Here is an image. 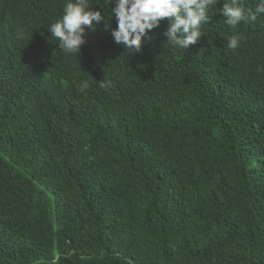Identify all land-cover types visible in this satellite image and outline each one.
I'll return each mask as SVG.
<instances>
[{
  "label": "trees",
  "instance_id": "1",
  "mask_svg": "<svg viewBox=\"0 0 264 264\" xmlns=\"http://www.w3.org/2000/svg\"><path fill=\"white\" fill-rule=\"evenodd\" d=\"M68 2L0 0V264H264V13L132 55L89 0L69 54Z\"/></svg>",
  "mask_w": 264,
  "mask_h": 264
},
{
  "label": "clouds",
  "instance_id": "2",
  "mask_svg": "<svg viewBox=\"0 0 264 264\" xmlns=\"http://www.w3.org/2000/svg\"><path fill=\"white\" fill-rule=\"evenodd\" d=\"M105 3L111 6L113 0H105ZM217 3L218 0H115L111 12L118 21V28L112 34L116 43L124 44L134 55L143 51V38L149 31L167 20L166 41L173 50H187L203 35L201 28L211 22L208 9ZM221 12L226 23L237 28L242 22H255L258 14L264 13V0L254 10L244 8L240 0H224ZM103 19V13L94 10L89 0H69L62 18L52 23L49 31L58 40L61 51L81 53V46L87 42L85 26H92L94 21ZM241 39L246 40V37L233 35L228 48L235 51ZM100 86L107 87L103 80Z\"/></svg>",
  "mask_w": 264,
  "mask_h": 264
}]
</instances>
